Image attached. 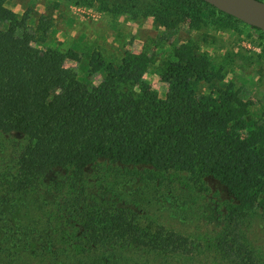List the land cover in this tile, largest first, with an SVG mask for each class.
<instances>
[{
    "label": "trees",
    "instance_id": "trees-1",
    "mask_svg": "<svg viewBox=\"0 0 264 264\" xmlns=\"http://www.w3.org/2000/svg\"><path fill=\"white\" fill-rule=\"evenodd\" d=\"M6 1L0 0V145L13 150L0 164V222L10 225L0 233V264H11L4 257L9 244H30L9 205L49 194L53 183L62 191L53 212L57 248L74 264H110L127 253L183 264L208 256L220 264H264L250 231L264 216V121L250 124L249 104L222 70L183 43L159 71L165 99L143 77L154 66L146 52H126L119 63L97 54L91 73L104 77L89 85L66 66L71 53L38 47L47 42L51 20L41 17L28 30L26 16L9 13ZM98 1L103 12L152 16L165 29L248 26L202 0ZM125 171L174 176L210 197L217 226L187 233L149 221L140 205L110 194L99 177Z\"/></svg>",
    "mask_w": 264,
    "mask_h": 264
},
{
    "label": "rangeland",
    "instance_id": "rangeland-1",
    "mask_svg": "<svg viewBox=\"0 0 264 264\" xmlns=\"http://www.w3.org/2000/svg\"><path fill=\"white\" fill-rule=\"evenodd\" d=\"M5 8L21 19L27 18L28 30H35L41 17L51 20L47 42L38 46L59 48L71 53L66 66L74 70L80 81L97 85L103 79L100 72L91 73L90 63L97 54L102 60L119 63L126 52L148 53L153 65L144 74L154 96L165 99L168 86L159 71L172 50L183 44H193L200 54L208 56L216 69H221L226 83L235 86L240 97L249 104V120L254 127L264 121V35L250 26L233 24L228 28L203 26L192 30L188 24L165 29L152 16L131 12L112 14L103 12L98 0H7ZM13 150L10 143L0 145V164L6 162ZM101 178L105 189L119 192L126 203L140 205L149 221L160 222L183 232H205L215 229L214 205L210 197L189 191L174 176L157 178L151 174L130 172ZM47 192L27 197L9 205V215L23 221L19 234L30 244L15 249L7 246L4 254L11 264H74L75 258L57 248V216L55 207L61 189L49 184ZM4 209H7L5 206ZM13 217V218H14ZM8 225L0 222V233ZM10 226V225H8ZM4 230V231H3ZM251 235L264 251V216H257L251 224ZM57 251L59 253H57ZM110 264H183L175 259L150 254H116ZM185 264V263H184ZM200 264H220L213 256Z\"/></svg>",
    "mask_w": 264,
    "mask_h": 264
},
{
    "label": "water",
    "instance_id": "water-1",
    "mask_svg": "<svg viewBox=\"0 0 264 264\" xmlns=\"http://www.w3.org/2000/svg\"><path fill=\"white\" fill-rule=\"evenodd\" d=\"M264 33V0H202Z\"/></svg>",
    "mask_w": 264,
    "mask_h": 264
}]
</instances>
